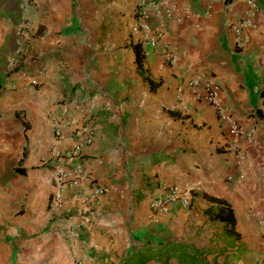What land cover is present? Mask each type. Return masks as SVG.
<instances>
[{"label":"crops","instance_id":"crops-1","mask_svg":"<svg viewBox=\"0 0 264 264\" xmlns=\"http://www.w3.org/2000/svg\"><path fill=\"white\" fill-rule=\"evenodd\" d=\"M256 3L237 32L248 0H0V104L26 115L35 152L24 175L0 167V220L25 197L24 219L46 215L52 201L50 236H67L50 245L60 251L52 264H181L170 250L178 243L206 249L211 263L264 264V0ZM157 33L146 48L144 37ZM20 38L30 42L26 59L11 67ZM190 79L218 84L220 108L198 99L193 90L203 87L187 88ZM92 117L93 143L60 162ZM49 154L61 167L41 166ZM77 165V186L61 184L60 171L73 178ZM97 184L105 193L89 202ZM171 186L190 203L153 208ZM211 197L235 210V247L220 251V234L237 236L212 218ZM48 242L34 246L35 264ZM14 251L2 242L0 264Z\"/></svg>","mask_w":264,"mask_h":264},{"label":"rangeland","instance_id":"rangeland-1","mask_svg":"<svg viewBox=\"0 0 264 264\" xmlns=\"http://www.w3.org/2000/svg\"><path fill=\"white\" fill-rule=\"evenodd\" d=\"M169 112L172 116L179 117L181 115V113L174 110H170ZM16 113L12 110L11 107L7 108L0 104V167H2V169L14 171L24 151H26V157L35 154V152L31 151L32 147L28 143H26L25 140L26 132L24 129L25 127L23 121H28V118L25 114H21V110H17ZM15 142H17V150H12L11 143ZM178 149H180V146L178 147ZM46 158H48V160H45ZM52 159L53 157H51V154H49L47 157L41 160V166L56 167L57 163L56 161L51 162ZM65 164L66 163H63V167L65 166ZM58 166L60 165L58 164ZM7 172L8 171H6L5 174ZM22 178L25 179L24 177ZM51 203L52 201L49 202L48 213L46 215H43L40 218L34 217L33 219H24L23 216L26 213L27 208L30 207L29 204H27V197H25V199L21 203L16 204L17 206H15L14 210L12 211L13 216L9 221L0 220V228H2L3 226L7 227V224H10L12 228L10 234L0 235V244L2 242H5L6 245L10 244L13 247H16L17 250L13 252L12 257L9 260L7 259V262L9 264H35L38 258H36V253L32 250L36 249L34 248L35 245H41L42 240L49 241V246L47 248V252L45 253V258H40L44 260L43 264H52L55 255L59 254V249H53L50 245L53 243V241L56 244L58 242H62V238L67 239V236L63 235L62 238L58 235H52V237L50 236V229L55 219L50 213L52 207ZM2 231L3 230L0 229V234L2 233ZM239 235L240 236L232 238L230 235H228V237L225 234H220L218 240L222 241L224 244V246L220 247V251H222V249L225 247H235L236 245H238L237 240H240L241 242L242 234L239 233ZM26 249H29V252H25L24 250ZM234 251H237V254ZM241 252L242 249L240 247L235 248L234 250H232L230 256H238V253Z\"/></svg>","mask_w":264,"mask_h":264},{"label":"built area","instance_id":"built-area-1","mask_svg":"<svg viewBox=\"0 0 264 264\" xmlns=\"http://www.w3.org/2000/svg\"><path fill=\"white\" fill-rule=\"evenodd\" d=\"M249 2V11L248 14L241 18L236 24H235V29L237 32H241L243 28L250 22L252 14L257 10V3L256 0H248ZM160 33H157L156 35H146L144 37V44L145 47L147 48H153L157 45L158 41L160 40ZM29 41L24 40L22 38L19 39V43L15 51L8 57V62L11 67H19L22 66L25 62L26 59V53L29 49ZM167 55V60L169 62L173 61V55L170 53V51L166 52ZM184 84V83H183ZM181 85L180 90H184L185 86ZM187 88H195L197 86H202L203 87V93H199L196 90H193V93L197 95L198 99H207L214 107L220 108V94H221V87L212 82L208 81L204 84L201 85V82L198 79H190L186 82ZM69 122V121H68ZM61 124H57V135H61ZM95 131H96V121L92 117L89 120V125L85 126L84 131L81 134V137L79 141L77 142L74 150L68 151V152H63L58 154L59 156V161L61 162L62 159L65 161L66 159H71L74 155H79L82 151V148L86 145H90L94 141L95 137ZM232 131L239 135L242 134V125L234 121L232 122ZM59 162V164H60ZM58 165V164H57ZM61 167V166H59ZM77 169V174L75 177L70 178L69 174L66 173L64 170L60 171V175L58 177L59 181L61 184H66L68 186H77L78 184V177L79 173L81 172V165L76 166ZM105 187L101 185H93L89 194L87 195V200L89 202H95L97 197L101 194L105 193ZM178 201L181 202L185 205H188L190 203V199L186 197L182 191H180L176 186H171V187H166L163 190V193L161 195H157L152 199V207L155 209H162L166 207L170 202ZM78 264H83L81 261L78 262ZM257 264H262V263H257Z\"/></svg>","mask_w":264,"mask_h":264},{"label":"trees","instance_id":"trees-1","mask_svg":"<svg viewBox=\"0 0 264 264\" xmlns=\"http://www.w3.org/2000/svg\"><path fill=\"white\" fill-rule=\"evenodd\" d=\"M134 46L137 53V62L141 64L143 61L144 53L142 52V49H140V46L138 44H135ZM156 86L157 83L151 82L152 89H154ZM260 116H263V114L260 113ZM23 124L26 132L29 129V123L28 121L24 120ZM25 158L26 151L23 152L18 165L15 167V171L23 175L26 174V169L23 166ZM211 198L216 201V206L209 209L212 218L224 222L229 232L238 236L239 233L235 230L236 217L234 208L223 198ZM170 250H172V255L176 256L181 264H220L217 261L211 263L206 259V249H197L187 243H178Z\"/></svg>","mask_w":264,"mask_h":264}]
</instances>
